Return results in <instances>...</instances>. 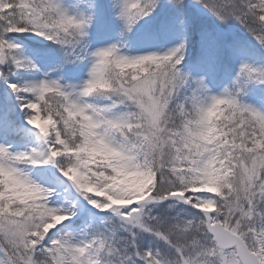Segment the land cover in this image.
Wrapping results in <instances>:
<instances>
[{
    "label": "snow or ice",
    "instance_id": "snow-or-ice-1",
    "mask_svg": "<svg viewBox=\"0 0 264 264\" xmlns=\"http://www.w3.org/2000/svg\"><path fill=\"white\" fill-rule=\"evenodd\" d=\"M0 264H264V0H0Z\"/></svg>",
    "mask_w": 264,
    "mask_h": 264
}]
</instances>
